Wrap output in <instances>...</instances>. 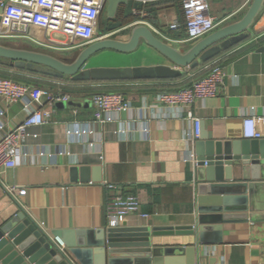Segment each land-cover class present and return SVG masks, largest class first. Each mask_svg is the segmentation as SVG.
Masks as SVG:
<instances>
[{
	"label": "crops",
	"instance_id": "crops-1",
	"mask_svg": "<svg viewBox=\"0 0 264 264\" xmlns=\"http://www.w3.org/2000/svg\"><path fill=\"white\" fill-rule=\"evenodd\" d=\"M130 1L141 0L117 5L115 17L123 19L124 24L106 33L111 38L126 41L131 26L143 24L176 48L187 49L195 42L186 41L182 30L180 0H147L156 5L145 17L133 15L131 9L127 12ZM207 1L214 19L213 31L239 20L248 6L241 5L240 0ZM263 11L264 5L255 24L258 32L176 77L160 76L164 69L175 67L143 42L130 53L102 51L89 59L93 63L88 68L114 70L115 77L111 80L55 79L18 70V75L32 79L28 83L20 82L68 94L69 100L47 107L49 119L30 129L37 137L27 138L20 148L17 165L5 168L0 174V224L20 208L46 232L98 229L109 224L107 205L120 192L136 196L140 205L118 223L126 221L129 226H142L152 221L153 225L162 226L191 225L196 181L193 162L186 160L190 154L194 156V142L186 140L190 123L177 108L152 105L153 101L160 92L188 87L206 74L209 63L216 61L224 72L222 85L215 96L197 100L191 107L200 119L201 131L210 133L215 140H243L242 119L250 114L257 121L259 139H264V50H258L264 43ZM171 24H177L178 28L171 29ZM6 64L0 61V66ZM96 92H119L131 109L115 114L111 122L94 123L90 99ZM0 113V138L28 114L22 102L10 104L4 99L0 100ZM82 165L90 168L99 165L100 181H92L97 176L92 171L87 181H80L79 173L72 181L70 169ZM105 184H113L117 189L110 190ZM136 184H148L158 191L159 202L149 212L145 206L152 198L144 188L129 193ZM10 186L17 188L9 192ZM23 187L26 190L19 195L17 189ZM250 192L247 214L255 221L222 225L221 243L199 244L191 249V259L196 264H264V180ZM235 203L238 209L243 204ZM140 213L148 214V218ZM151 243L159 247H187L192 246L194 237L161 235L151 238Z\"/></svg>",
	"mask_w": 264,
	"mask_h": 264
},
{
	"label": "water",
	"instance_id": "water-1",
	"mask_svg": "<svg viewBox=\"0 0 264 264\" xmlns=\"http://www.w3.org/2000/svg\"><path fill=\"white\" fill-rule=\"evenodd\" d=\"M126 3L127 0H107L102 12L106 13L108 20H112L117 5ZM263 5L264 0H252L239 20L206 34L187 49L167 44L147 26L134 24L126 41L110 36L96 39L85 46L73 48L77 51L73 59L0 43V60L8 61L9 66L16 70L23 69L56 79L69 77L83 82L111 80L115 77L114 70L84 68L85 63L102 51L130 53L143 42L156 49L175 67L164 69L160 76L176 77L258 32L255 24ZM258 50H264V43ZM68 104L75 105L72 102ZM193 152L197 164L193 172L196 181L195 212L191 225L162 226L153 225L150 221L142 226H129L122 221L113 226L105 223L93 230L46 232L19 208L0 224V264H196V260L191 259V249L199 244L221 243L222 225L255 221L247 214V195L258 187L260 180H264V139L215 140L210 133L201 131L200 124ZM89 171L95 176L97 174L92 181L99 182V165L72 167L71 180L75 181L79 173V180L87 181ZM239 201L243 204L238 209L235 202ZM173 234L193 236L194 243L187 247H159L151 243V238L155 236Z\"/></svg>",
	"mask_w": 264,
	"mask_h": 264
},
{
	"label": "built area",
	"instance_id": "built-area-1",
	"mask_svg": "<svg viewBox=\"0 0 264 264\" xmlns=\"http://www.w3.org/2000/svg\"><path fill=\"white\" fill-rule=\"evenodd\" d=\"M106 1L0 0V38H26L37 46L55 51L85 46L109 35H101L96 31ZM240 1L241 5L247 6L252 0ZM147 3V0L140 1L141 5ZM180 9L183 17L182 30L185 32L186 41H196L214 30V19L209 14L207 0H180ZM131 12L138 17L147 16L143 9L131 8ZM169 27L178 28L177 24H171ZM215 62L209 63L206 74L193 81L188 87L160 92L156 94L153 101L152 105L177 108L184 114V119L190 123L186 133L188 141L194 142L200 134L201 122L192 112L193 102L215 96L222 85L224 72ZM2 99L10 104L22 102V107L28 114L21 123L0 138V174L5 168L17 165L20 148L26 139L37 137V134L32 133L30 129L40 126L49 119L50 111L47 107L58 101H68L69 95L1 77L0 100ZM90 101L94 108V123L111 122L115 114L131 109L129 102L119 92H96L91 96ZM242 121L243 139L261 138L253 115H245ZM186 160H192L194 166L197 164L192 154ZM105 185L110 190L117 189V186L113 184ZM16 188L10 186L8 191L13 192ZM25 190L24 187L19 188L17 193L23 195ZM139 205L140 201L136 196L116 192L107 205L106 218L109 224L116 225L127 215L138 210ZM140 216L148 218L146 213H140Z\"/></svg>",
	"mask_w": 264,
	"mask_h": 264
},
{
	"label": "trees",
	"instance_id": "trees-1",
	"mask_svg": "<svg viewBox=\"0 0 264 264\" xmlns=\"http://www.w3.org/2000/svg\"><path fill=\"white\" fill-rule=\"evenodd\" d=\"M155 5H156L155 3H149V2L145 5H141L140 3H135V2L130 1L129 4L127 5L126 10L128 13H130L129 11L131 8L143 9L147 13V15L149 16V14L152 13ZM106 21L107 22L105 24H102V25H104V29L100 30V32L103 34L110 33V32H112V30H115L124 24L123 19H117L116 17H114L112 20H106ZM0 43L7 45L3 41H0ZM0 61H6V60L1 59ZM6 62L8 64V61H6ZM7 64H6V66H3V65L0 66V78L5 77V78H10V79L14 80L15 82L23 81L25 83L32 81V79L26 78L25 76L18 75L19 71L8 66ZM9 70H11V71H9ZM135 188H144L147 191V193L149 195H151L152 201L149 204H147V206H145V211L149 212L151 210V208L154 206V204L159 202L157 189L151 188V186L148 184H136L133 187V190L130 191L129 193L134 194Z\"/></svg>",
	"mask_w": 264,
	"mask_h": 264
},
{
	"label": "rangeland",
	"instance_id": "rangeland-1",
	"mask_svg": "<svg viewBox=\"0 0 264 264\" xmlns=\"http://www.w3.org/2000/svg\"><path fill=\"white\" fill-rule=\"evenodd\" d=\"M208 4V1H207ZM103 13V24H105L108 20L106 18V13ZM115 35V34H114ZM0 41H3L5 44L10 45V46H17V47H24V48H29V49H33V50H41L44 52H48L56 57H62V58H69V59H73L77 53V51L73 50V49H69V50H50V49H46L44 47H40L39 45H35L33 42H31L30 40L26 39V38H1ZM93 62H90V60H88L85 65L84 68H88Z\"/></svg>",
	"mask_w": 264,
	"mask_h": 264
},
{
	"label": "flooded vegetation",
	"instance_id": "flooded-vegetation-1",
	"mask_svg": "<svg viewBox=\"0 0 264 264\" xmlns=\"http://www.w3.org/2000/svg\"><path fill=\"white\" fill-rule=\"evenodd\" d=\"M102 17H103V13L100 15V17H99V22H98V29H97V32L98 31H100V30H102V29H104V25H102L103 24V20H102ZM115 17V16H114ZM113 17V18H114ZM112 18V19H113ZM98 33H100V32H98Z\"/></svg>",
	"mask_w": 264,
	"mask_h": 264
}]
</instances>
